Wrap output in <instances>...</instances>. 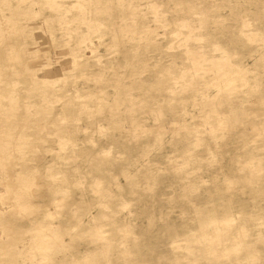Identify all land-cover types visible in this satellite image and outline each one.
<instances>
[{"label": "rangeland", "instance_id": "1", "mask_svg": "<svg viewBox=\"0 0 264 264\" xmlns=\"http://www.w3.org/2000/svg\"><path fill=\"white\" fill-rule=\"evenodd\" d=\"M9 2L0 264H226L264 217V0Z\"/></svg>", "mask_w": 264, "mask_h": 264}, {"label": "bare ground", "instance_id": "2", "mask_svg": "<svg viewBox=\"0 0 264 264\" xmlns=\"http://www.w3.org/2000/svg\"><path fill=\"white\" fill-rule=\"evenodd\" d=\"M8 3H10L9 0ZM29 13H31V11H29ZM219 63L224 65L220 67V71L223 76L227 77V80H224V83L229 87H233L234 81L241 80L245 83H252L254 81L252 78L243 74L242 71L238 69V65L233 66L232 64L229 65L223 63L222 61H219ZM223 128L227 129L226 126H224ZM231 150L235 151L234 148H231ZM248 150L250 151V149L247 148V151ZM223 161V165L225 167L238 166L232 159ZM263 218L264 217L261 214H256V216L254 217L251 214L244 215L243 226L247 230L244 238H237L236 225H233L232 227H228L225 225V227L223 228L225 239H223L221 248L225 251L226 254V264H264V253L260 251L262 249L264 250L263 234L248 233L253 228L255 222L257 223L258 220ZM217 229L219 233H222V227L220 224L218 225ZM259 231H262L264 233V229ZM186 244L188 245V250L190 251L189 256L195 259L197 257L198 246L191 244L190 239H187ZM185 247V245L173 244V242H171V246L168 248L171 250L170 255L177 257L180 255L179 250ZM202 256V262L188 261L185 264H204L206 256L205 254H203Z\"/></svg>", "mask_w": 264, "mask_h": 264}, {"label": "crops", "instance_id": "3", "mask_svg": "<svg viewBox=\"0 0 264 264\" xmlns=\"http://www.w3.org/2000/svg\"><path fill=\"white\" fill-rule=\"evenodd\" d=\"M5 55H21L20 53H10V52H0V56H5ZM22 55H32V53H25Z\"/></svg>", "mask_w": 264, "mask_h": 264}]
</instances>
